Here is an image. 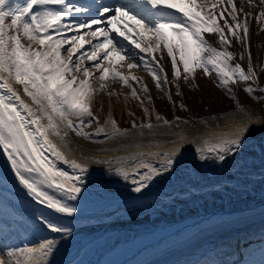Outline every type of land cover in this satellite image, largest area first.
I'll list each match as a JSON object with an SVG mask.
<instances>
[{"label":"snow or ice","instance_id":"1","mask_svg":"<svg viewBox=\"0 0 264 264\" xmlns=\"http://www.w3.org/2000/svg\"><path fill=\"white\" fill-rule=\"evenodd\" d=\"M239 4L237 7L234 0H117L114 6L100 3L92 15L76 19L73 13L92 10L71 0H23L22 4L15 5L9 0H0V149L11 163L15 178L34 199L55 213L71 216L77 212L74 205L50 196L40 187L45 183L54 185L67 200L75 201L82 191L83 175L88 171L86 163L69 160L49 139V134L61 141L67 137V129L85 138L127 135L128 130L120 129L115 120L110 121V131L103 126L94 132L83 131L84 126L96 121L90 105L93 93L99 89L93 86L91 79L98 76L100 81H104L111 77L125 83L128 79L113 67L128 55L126 48L112 35L113 32L130 40L141 52L161 53L160 60L152 57L145 67L152 75L156 88L165 91L170 102L172 97L167 90L169 79L161 63L165 59V50L167 57L171 58L172 82L176 84L177 95H181V78L185 82L190 77L194 80L196 71L203 70L205 76L212 75L217 87L230 95L237 110H244L236 93V88L241 85L247 95L264 105V87L258 83L257 72V67L264 71V66L253 63L249 43L251 20L260 23L264 31V0H258V3L257 0H239ZM245 4L249 9L258 8V13L245 11ZM129 22L132 27H129ZM120 24L128 29V33L117 27ZM133 30L139 33V42L129 35ZM24 40L28 43H23ZM64 51L67 52L66 59L62 55ZM245 54L248 58L247 70L242 66ZM85 60L91 62L94 71L85 66ZM152 62L156 63L155 68L149 66ZM137 66L127 65L129 69ZM73 72L82 74L83 78L72 75ZM14 84L21 86L31 103L21 98ZM104 87L100 84V89ZM142 91L148 92L146 85L142 86ZM132 95L140 99L135 89ZM146 98L151 100V96ZM179 106L185 109L183 103ZM144 112L149 114L147 108ZM152 114L163 125L171 126L172 122L156 113L154 108ZM175 119L179 121L180 118ZM252 123L264 124V120L252 121L249 118L247 123H242L230 133L198 140L196 152L199 159L225 161L230 154H239L247 142L246 133ZM132 126L137 127L135 121ZM140 127L151 129L153 125L149 121ZM62 128L65 130L61 131ZM174 135H179L181 141L185 140L183 134ZM46 149L56 159L69 164L74 174L47 161L44 156ZM180 149L181 144H177L171 151L147 154L159 156L158 163L145 160V153L141 152L139 159L137 156L128 158L132 167L118 165L108 171L125 180L130 173H135L139 179L132 181V190L140 193L155 177L173 168ZM32 173L43 179H36ZM40 220L52 232L70 235V229L64 225L45 217H40ZM56 244L54 239H45L32 247L26 245L8 250V264H50L49 257ZM0 264H4L2 258Z\"/></svg>","mask_w":264,"mask_h":264},{"label":"bare ground","instance_id":"2","mask_svg":"<svg viewBox=\"0 0 264 264\" xmlns=\"http://www.w3.org/2000/svg\"><path fill=\"white\" fill-rule=\"evenodd\" d=\"M236 1L239 7V0ZM244 10H251L256 13L258 8L249 9L247 4H245ZM235 47L239 48V45ZM162 63L163 66L166 65L165 60H162ZM13 86L18 87L21 98L28 102L27 99L29 97L23 93L21 86ZM123 98L128 101L127 96H123ZM262 108H264V105L252 99L248 106H244L243 111L234 110L230 113H219L215 117H212V115L204 116V120H188L187 123L180 117L179 121H177L175 119L177 116H175L171 126L160 127V125H156L157 121H154L151 129L147 127L130 129L129 133L130 135L133 134V138L128 140L131 142L122 143V153L114 154L111 161L113 164L114 160H117L118 165L130 168L132 164L128 158L137 156V159H139L138 154L141 152L145 153V160H152L158 163L160 160L159 156H149L147 154L171 151L177 144H181L180 153H178L173 168L169 172L155 177L146 188L154 195L147 196L146 198L149 200H144L145 202L141 203L142 205L140 206L131 203L135 199L133 195L126 196V189L130 191V188H126L128 187L126 182L138 177L135 173H130L128 180L113 174L112 180L115 178L118 182L124 181L125 184L116 186L111 183L108 186L112 192L105 196H92L89 198L88 194L80 192L75 201L67 200L63 192L54 185L42 184L40 187L45 192L55 198L66 200L67 203L77 208V212L69 216L55 213L52 209L45 207L50 220H54L70 229V235L68 236L52 232L40 220L26 219L30 227L33 225L38 236H45L41 240H36L31 246H35L45 239H54L57 244L49 257L50 264H83L84 259L88 255H93L95 252L111 246L117 239L114 234H118V238H121L131 232H135L136 228L149 226L151 222V225L161 224L162 221L164 225H177L178 221L180 223L186 221L181 218L175 219L178 214L185 210L192 211L193 209L195 211L192 212L193 218L199 217V215L220 213L216 217V221L209 224L211 231L194 235L189 234L177 241L160 245L152 251V254L163 252L165 254L149 264H188L201 255L204 257L205 255L203 254H211L212 257L222 256L236 245L235 239L247 238L256 231L264 229V167L251 165V163L257 162L254 156L264 157V153L260 155L261 151H258L261 144H264V124L252 123L246 133L247 142L243 145V150L239 154H230L225 161H201L196 152V148L199 146L198 140L211 138L213 135L230 133L242 123H247L249 118L252 121L264 120V118H260L264 115ZM234 115L238 117L229 118ZM67 131L68 134L74 135V138H76L77 134L75 132L70 129H67ZM174 133L183 134L185 140L181 141L179 135H174ZM49 137L67 158L66 152H70L72 154L71 159H76L81 163L83 162L79 158L80 153H89L90 150H93L92 147L85 145V141L81 139L73 140L72 137H65V139L70 141L67 148L62 146L57 137L50 135ZM119 138L120 136H117V139ZM115 139L116 137H107L102 145L106 149L112 150L109 146L112 145L111 141ZM130 146L132 148H129ZM111 155L112 153L109 154V156ZM44 156L47 161L52 163L59 162L60 167L62 166V160L56 159L50 150L46 149ZM116 158L124 159L119 161ZM216 162L222 169H218L216 174H207L210 180H205L201 173ZM118 165L116 164V167ZM261 165H264V162ZM64 171L74 174L69 164L64 167ZM92 171L94 170L88 168L82 179L91 180L96 178V174H87ZM166 175L167 179H165ZM191 176L194 180L190 179ZM40 178L42 179V177ZM205 181L208 183L203 186L202 184ZM4 186L12 187L8 182L0 180V192H5ZM122 186L123 188H121ZM192 187H194L193 190L191 189ZM180 189L184 191H187V189L191 190L185 194L178 192ZM163 193H171L166 201H162L160 198ZM150 200H153V204H151ZM26 201L29 200L26 199ZM128 203L131 204L128 205ZM156 204L158 205L157 210L165 208L168 211L161 213L158 217L146 219L147 216L142 214V210L154 208ZM36 205L40 204L33 203L31 207L35 208ZM75 225L81 226L74 229ZM188 238V244H186L185 241ZM192 239H196V241L190 242ZM180 243L182 244L179 246ZM174 246L179 247L171 253L167 252L169 248Z\"/></svg>","mask_w":264,"mask_h":264},{"label":"rangeland","instance_id":"3","mask_svg":"<svg viewBox=\"0 0 264 264\" xmlns=\"http://www.w3.org/2000/svg\"><path fill=\"white\" fill-rule=\"evenodd\" d=\"M258 32V41L257 43H253V51L254 54H256V49L258 48V52L256 54V57L253 56V63L255 65L263 66L262 63H264V31L261 30V26L259 27ZM255 45V46H254ZM258 72V83L263 82L264 83V71H261L260 67H257ZM201 81H205L206 85H203L202 82L197 81L196 89L192 90H186L185 91V97L188 99V104L192 103V100L194 99L196 101V98H201L202 96H207L203 99V101L200 104H196V113L199 114H210V113H219L220 111L225 110H235L236 105L235 101L230 98V95L226 92H224L222 89L216 88L212 83H210L208 80L200 79ZM242 88V87H241ZM213 91V93H211ZM214 96V97H213ZM117 98H111V101L113 102L115 109L114 111L118 113L121 110V103L118 102ZM240 104L243 106L244 102L249 99L248 97H238ZM115 101V102H114ZM165 102V99L164 101ZM172 101L168 103L167 107V113L168 115L171 114L172 110ZM189 106V105H187ZM178 111L187 113L186 111L182 110L178 106ZM198 111V112H197ZM193 112V111H191ZM138 115V114H137ZM160 127H166L165 125H161Z\"/></svg>","mask_w":264,"mask_h":264}]
</instances>
